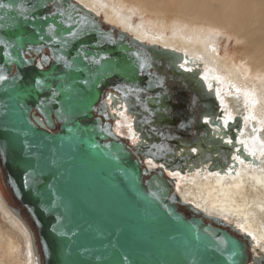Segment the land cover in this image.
Returning a JSON list of instances; mask_svg holds the SVG:
<instances>
[{
	"label": "water",
	"instance_id": "water-1",
	"mask_svg": "<svg viewBox=\"0 0 264 264\" xmlns=\"http://www.w3.org/2000/svg\"><path fill=\"white\" fill-rule=\"evenodd\" d=\"M0 4L11 5L0 8V157L36 264H264L249 236L183 202L167 174L225 172L238 145L242 118L223 125L200 70L74 0ZM107 89L135 117L136 146L96 117Z\"/></svg>",
	"mask_w": 264,
	"mask_h": 264
},
{
	"label": "bare ground",
	"instance_id": "bare-ground-1",
	"mask_svg": "<svg viewBox=\"0 0 264 264\" xmlns=\"http://www.w3.org/2000/svg\"><path fill=\"white\" fill-rule=\"evenodd\" d=\"M74 1L138 42L182 54L183 70H200L207 90H214L223 125L242 118L238 145L225 172L205 167L167 174L175 178L183 202L249 236L252 256L264 255V0ZM131 122L121 113L115 133L134 142ZM213 132L221 134L215 127ZM226 141L231 142L228 137ZM146 166L156 167L150 159ZM10 207L0 192V216L12 223L8 234L0 220V264H36L29 224ZM22 238L27 250L19 243Z\"/></svg>",
	"mask_w": 264,
	"mask_h": 264
},
{
	"label": "flooded vegetation",
	"instance_id": "flooded-vegetation-1",
	"mask_svg": "<svg viewBox=\"0 0 264 264\" xmlns=\"http://www.w3.org/2000/svg\"><path fill=\"white\" fill-rule=\"evenodd\" d=\"M48 55H49V53L47 52L45 55H41V56L44 58V57H47ZM41 56H40V58H41ZM181 93H182L181 89H178L177 91H175V99L177 101H179V97H180ZM105 94H106L105 103H106L108 108H107V110H104V109H98V107H97L98 110L96 112V117L101 118L103 120V122L105 121L106 123L111 124L112 130L115 133V126L117 125L119 115H121V113H122V115L125 114V116L129 117V120H131V121L135 120V117L129 113L128 106L125 102H118V101L116 102L112 99L114 94L118 95L115 92V90L107 89ZM189 111H190V115H191L193 113L191 108L189 109ZM131 123L134 124L133 122H131ZM134 135H135V133H133L134 142H130L128 140V138L120 137L118 135L117 136L127 140L128 145L136 146L139 140L136 139ZM154 168H156V167H154ZM0 192H1V197L4 201H6L11 207H13L16 210H19L22 213V216L24 217V219L26 220V222L29 224V226L31 227V229L33 231L32 223L29 219H27L25 208L22 207L21 204L16 200V198L13 196L11 189L7 185L6 173L4 171L3 161L1 159V157H0Z\"/></svg>",
	"mask_w": 264,
	"mask_h": 264
},
{
	"label": "snow or ice",
	"instance_id": "snow-or-ice-1",
	"mask_svg": "<svg viewBox=\"0 0 264 264\" xmlns=\"http://www.w3.org/2000/svg\"><path fill=\"white\" fill-rule=\"evenodd\" d=\"M6 7H11V5H7V4H0V8H6ZM69 7H74V6H72V5H70ZM59 11V10H58ZM51 15H55L56 13H50ZM59 14L61 15V16H63V15H65V12L64 11H59ZM48 17L47 16H45V17H43V19H47ZM69 19H71V17H69ZM86 19V18H85ZM69 27H71V25H68ZM55 30V25H49V31L50 32H53ZM70 35L71 36H76V33L75 32H72V33H70ZM45 59H47V58H45ZM181 67H183V65H181ZM189 71H190V69H189ZM5 79H7V77L6 76H0V81H3V80H5ZM37 83H40V81H37ZM207 122V121H206ZM149 163H151V161H149ZM161 167H163V165H161ZM170 174H172V173H170Z\"/></svg>",
	"mask_w": 264,
	"mask_h": 264
},
{
	"label": "rangeland",
	"instance_id": "rangeland-1",
	"mask_svg": "<svg viewBox=\"0 0 264 264\" xmlns=\"http://www.w3.org/2000/svg\"><path fill=\"white\" fill-rule=\"evenodd\" d=\"M222 40L224 42L226 39L223 38ZM0 220L2 222L1 225H2L3 229L9 234V230L12 229V226H11L12 223H10V221L5 216H3V215L0 216ZM16 240H17V238H16ZM17 241H19V240H17ZM19 243L21 245H24L23 247L26 248V250H27V244H28V242L26 243V240L24 238H22V240ZM30 259H31L30 262H32V256H30Z\"/></svg>",
	"mask_w": 264,
	"mask_h": 264
}]
</instances>
